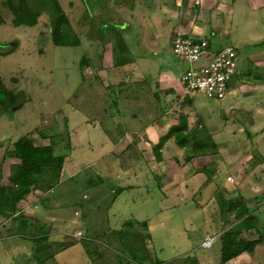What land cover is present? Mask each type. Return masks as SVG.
<instances>
[{"label": "rangeland", "instance_id": "374dc122", "mask_svg": "<svg viewBox=\"0 0 264 264\" xmlns=\"http://www.w3.org/2000/svg\"><path fill=\"white\" fill-rule=\"evenodd\" d=\"M172 1L59 0L80 45L55 47L46 15L32 28L15 27L13 15L0 0V51L8 53L0 55V80L14 100L4 110L5 95L0 91V175L6 176L0 186L6 184L14 167V160L6 154L18 138L28 135L36 145L53 143L55 152L65 156L63 181L44 197L50 196L51 208L57 204L56 214L63 220L61 232L66 235L59 236L50 227L52 236L37 247L27 239L35 223L28 224L19 209L8 218L0 215V264H45L55 249L83 242L78 240L86 237L92 240L89 249L95 251L91 264H134L111 236L127 220L147 223L148 231L133 227L150 234V241L143 242L146 250L141 251L148 257L146 264L187 256L196 257L199 264H221L218 239L225 229L238 223L235 211H227L230 202L246 203L256 210L252 212L259 234L243 227L241 237L255 240L260 235L261 244L253 256L244 254L226 264H264V0L248 1L261 6L253 14L257 23H252L258 41H245L246 35L235 29L237 25L228 39L211 37L212 51L219 43L236 48L246 82L237 86L234 102L231 97L210 100L200 93L185 97L171 86L181 71L172 42L183 33L176 32L177 24H169L164 17L150 18L155 13L149 9L153 3L161 6L167 18L173 10L169 7ZM223 4L231 3L227 0ZM103 9H108L109 15H101ZM183 9L181 25L187 16L186 7ZM240 16L238 12L236 20ZM104 17L109 21L103 24V40H97L95 34L91 39L88 20L98 28ZM147 19L156 20L159 27L147 38L157 44L152 60L136 55L143 43L137 27ZM114 38H123L131 49L130 56H122L137 58L123 68L113 66L117 55L112 50ZM83 57L87 64L81 65ZM201 64L206 63L201 60L196 66ZM119 87H123L121 91ZM181 116L186 118L188 130L200 131L198 138L206 144L203 154L192 156L194 149L183 151L174 143L159 163L153 147L159 136L183 121ZM212 132L217 136L209 142L206 137ZM159 178L165 182L163 188ZM120 188L123 191L118 193ZM31 193V202L42 196L39 190ZM24 225L33 229H23ZM207 237H214L215 242L203 248ZM20 243L34 245L38 258H25L22 252L18 257L20 251L13 249ZM83 250L78 243L46 264L60 260L87 264Z\"/></svg>", "mask_w": 264, "mask_h": 264}, {"label": "trees", "instance_id": "16d2710c", "mask_svg": "<svg viewBox=\"0 0 264 264\" xmlns=\"http://www.w3.org/2000/svg\"><path fill=\"white\" fill-rule=\"evenodd\" d=\"M108 2V0H106ZM110 1V0H109ZM134 2V1H133ZM3 5L9 9L13 15V25L15 27H26L32 28L37 25L41 15H46L48 19V26L50 32V39L52 45L55 47H77L80 45L78 36L73 31L67 14L62 9L59 0H4ZM108 9L101 11V15L106 13ZM86 16V12L84 17ZM101 17V16H100ZM112 18L109 16V19ZM102 19V17H101ZM106 17H104L98 28L95 27L94 22L88 20L90 25L89 34L91 39L95 34L97 40H103V24ZM128 25L127 23H125ZM117 25V24H116ZM101 28V29H100ZM95 32L92 33V31ZM118 40L117 49L114 48L113 53H117L114 59L116 60L113 66L121 68L130 60L126 56L121 54L127 53L125 45L123 44V38H116ZM120 42V43H119ZM122 43V44H121ZM121 47L122 50L118 48ZM0 51V55H7ZM80 64H87L86 57L80 60ZM118 86H122L119 84ZM123 87H119V91ZM0 91L5 95L4 110L11 107L14 104L12 93L7 91L2 81L0 80ZM192 93L186 94L185 97H189ZM191 99V98H190ZM191 101V100H189ZM182 122L175 128H170L166 134L159 138L157 145L153 147V153L155 158L160 161L161 150L164 145L171 139L174 140L175 144L181 149L187 150L188 148L194 149L192 156H199L203 154L204 147L206 146L204 140L198 138L200 131L188 130V127L184 121V116L180 117ZM46 138L45 135L41 136ZM210 140V136L206 137ZM9 158L14 160V167L8 176L6 184L0 186V215L8 218L10 215L17 212V204L24 200L32 191L39 190L42 192L41 200L48 199L44 197L45 194L51 193V191L58 185L62 184L60 181L61 172L65 160L64 155L57 154L55 152V146L53 143L47 145H36L30 136L24 135L18 138L13 143V149L6 154ZM187 157L188 160L192 159ZM204 169L200 170L203 171ZM123 189H118V193H121ZM235 208V209H234ZM235 212H234V211ZM228 212H234L237 216L238 223L233 224L228 229H225L220 237V263L226 264L227 262L235 259L243 254L253 256L256 252L257 247L261 244V236L259 235L255 240H248L241 237L243 227L248 230H254L256 234H259V230L256 229L254 224V215L250 207L248 208L246 203H234L230 202ZM138 225L148 231L146 222H135L133 220H127L122 224L120 230H114L111 232V236L115 237L118 241V246L121 249H125L129 255L130 263L134 264H146L148 257L142 256L141 251L146 250V244L150 241V234H142L139 231L133 230V227ZM23 229H27V226H23ZM25 236V234H23ZM34 243H43L47 241V231L42 224H39L30 236ZM33 237V238H32ZM88 238V239H86ZM81 238V243L84 247L87 257L90 259L95 254L92 249H89L88 245L92 241L89 237ZM75 243H69V246H73ZM142 244V245H141ZM139 249L138 253L135 251ZM140 253V254H139ZM151 260V259H150ZM199 264L196 257L187 256L181 260H172L169 262L153 260L151 264Z\"/></svg>", "mask_w": 264, "mask_h": 264}, {"label": "crops", "instance_id": "0c3cea01", "mask_svg": "<svg viewBox=\"0 0 264 264\" xmlns=\"http://www.w3.org/2000/svg\"><path fill=\"white\" fill-rule=\"evenodd\" d=\"M153 1H156V0H153ZM223 1H227V0H173L172 5L169 6L170 8H173V10L171 9V16H169L168 13L166 14L167 18H165L166 12H164L163 8H161V6L157 7L158 5L155 6V4L153 3V4H151V8H154V9L150 8L149 10L150 11L154 10L153 13H155V16H153V17L151 16L150 18H154V19L158 20L157 18H159V17L163 18L164 17V19L167 20V22L169 24L170 23H173V24L176 23L177 24L176 32H181L187 36H192V37L199 38V39L200 38L209 39V43H208L209 48L212 47L211 46V44H212L211 43L212 42L211 37L214 39H217V40L219 39V41H221V39L224 37H226L225 39H228L229 36L231 35L232 31L234 30V25L235 26L237 25V28H235V29H237L240 32L245 33V35H246L245 41H248L251 43L258 41V38H255L256 35L252 31L253 28L255 27V25H253L252 23H254V22L257 23V21L255 19H253V14L260 11L261 6L257 5L256 3H249L248 2L249 0H230V1L228 0V2L231 3L228 5L223 4ZM134 5L135 4H133L132 8H134ZM153 6H155V7H153ZM183 7H186L185 12H187V16H185V23H183L181 25V24H179V22L181 23L182 15H180V14L184 11ZM238 12L241 15L240 17H238V18H240V20H238V18L236 20V16H237ZM168 18H169V20H168ZM156 20L151 22L149 19H147L137 27V29H139V30H137L139 37L141 38L140 43H142V42L143 43L140 45V48H142V49H139L140 51H139V53H136V55L137 56H144L146 58V60H150V59L152 60V59L156 58L155 56L157 55L156 54L157 44H155L152 40L150 41L151 43H149L147 41V38L149 35L154 36L159 31V27L154 24L156 22ZM236 21H237V24H236ZM128 25L131 26L130 23ZM259 25H261L260 21H259ZM114 41L115 42L113 44L112 50H114V48L117 49L118 40H116L114 38ZM123 41H124V39H123ZM123 44L125 45V48L127 50V53H125V54L129 55V51L131 49H129L124 42H123ZM145 45H146V48L144 47ZM229 45H232V44H229ZM247 45H250V43ZM224 47H226V45L222 47L219 43V45L215 46V51H212L210 49L209 50L211 53H216L219 50L223 49ZM118 49L122 50L121 47H119ZM153 53H155L156 55L154 56ZM136 55H135L134 60L137 59ZM129 56H128V59L130 60V62L134 61ZM178 65H179V68L181 71L177 77L176 84L174 85L173 81H171V86L173 87V89L175 87L176 92H178V93L182 92L184 94V92L180 86V83H179L180 76L183 73V67L181 66V64L179 62H178ZM123 67H121V68H123ZM163 72L167 73L169 71H163ZM122 74L124 75L125 72L123 71ZM242 75H243L242 68L239 69V66H238V72L233 77L231 83L229 84L230 92L228 94V98L231 97L230 99L232 101H233L234 96L238 94L237 86L242 87V85H243L242 83L246 82L245 81L246 79L242 80ZM252 75L254 78L255 74H252ZM259 78H261V77H259ZM259 81L261 83V80H259ZM145 116L147 118H149V113H147ZM230 117H231V119H233L232 114L230 115ZM135 118H137V116ZM255 118L257 120H260V116H257ZM210 134H213V135H210V140L215 139V137L217 136V134L215 132H212ZM159 137H161V136H159ZM155 139H157L156 141H158V136H156ZM174 143L175 142L171 139L164 145V147L161 150V159L163 158V153L165 152L166 148L169 145H172ZM147 145L150 146L152 144L147 142ZM181 150H183V149H181ZM116 157H117V155H116ZM161 159H160V161H161ZM160 161H159V163H160ZM64 164H65V162H64ZM64 164H63L62 170L65 167ZM4 177H6V176L4 175L1 177V175H0V182L2 181L4 183ZM156 179H158V178H156ZM159 180L160 181H158V182L159 183L161 182L160 185L163 188V184H165V182H163V180L161 181V178H159ZM60 181H63L62 180V172H61ZM190 181H192V180L190 179L189 182ZM31 198H32V193H30L24 200L19 202L17 205V209H19L18 212L22 213L23 216L25 217V219L28 220L27 223L31 224L32 222H34L35 228L37 227V225L42 224L45 228V231H47V236H48L47 241L51 235L50 232H52V229L53 230L55 229L54 232L60 234L59 236H66V235H63V233L61 232L63 226L59 225L63 222V220L61 219L60 220L61 223H60L59 217L56 214V212L58 210L57 204H55L54 206L52 205L53 206L52 208L50 207V196H48V199L41 200L40 198H38L36 201L32 200V202H31ZM36 222H38V224ZM27 227L30 228L29 225ZM28 228H27V230H28ZM30 229H33V228H30ZM55 233H53V234H55ZM20 237L27 238L26 236L21 235V234H20ZM28 237H30V236H28ZM27 239L32 240L31 237L27 238ZM65 239L66 238L64 237L63 243L66 242ZM39 244L40 243H36L35 245L36 246L38 245L37 247H42ZM77 244L78 243H75L73 246H75ZM63 246L64 247L61 250L55 249L54 253L50 254L49 258L47 260H45V264L49 260L57 259V257L60 254H62L66 250H69L72 247V246L68 247L67 245H63ZM34 247L35 246L32 244H31V246H26L23 243H20L17 246H15V248L13 250L17 251V252L20 251V254L17 255L18 257L21 255V252H22L23 254H25V258H29V259L31 258L32 260H36L38 258L36 255L37 249L34 250ZM47 250H48V248H47ZM49 251H50V249H49ZM32 252L34 253V256H32L33 255ZM83 254L87 257L84 250H83ZM241 256H239L237 258H240ZM40 260H41V258H40ZM30 262L31 261H29V263ZM86 262H87V264H91L90 259L88 257L86 258ZM58 264H67V263L64 261L61 262V260H60V262H58Z\"/></svg>", "mask_w": 264, "mask_h": 264}, {"label": "built area", "instance_id": "2783aa9c", "mask_svg": "<svg viewBox=\"0 0 264 264\" xmlns=\"http://www.w3.org/2000/svg\"><path fill=\"white\" fill-rule=\"evenodd\" d=\"M172 51L183 67L180 86L184 94L200 93L207 99L222 101L228 97L229 84L238 72L239 59L236 48L228 45L216 53L209 50L205 38L177 34L172 42ZM204 60L206 64L196 66ZM77 237H82L78 232ZM214 237H207L203 248H210Z\"/></svg>", "mask_w": 264, "mask_h": 264}]
</instances>
